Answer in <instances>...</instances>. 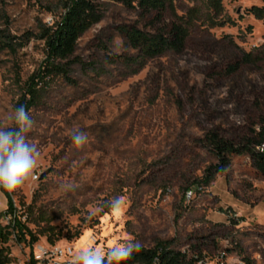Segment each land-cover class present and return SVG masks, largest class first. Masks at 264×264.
<instances>
[{
	"label": "rangeland",
	"instance_id": "1",
	"mask_svg": "<svg viewBox=\"0 0 264 264\" xmlns=\"http://www.w3.org/2000/svg\"><path fill=\"white\" fill-rule=\"evenodd\" d=\"M56 5L0 0V39L15 45L0 52V127H15L10 117L31 78L40 89L27 134L39 150L38 178L8 191L18 216L39 237L33 251L52 245L50 239L105 253L136 240L145 248L169 242L211 262L225 252L228 264L244 257L264 264V226L242 211L264 208V179L246 155H237L208 186L201 180L217 163L209 133L239 145L264 125V19L248 13L264 7L263 0H223L220 16L206 0H175L178 15L200 10L185 49L150 59L141 69L120 27L168 31L171 12L158 20L156 13L144 16L100 0L102 19L78 41L68 78L38 81L46 73L44 44L33 39L19 45L41 21L53 20ZM209 16L234 24L213 27ZM245 53L257 62L241 63ZM74 128L88 135L87 143L74 145ZM197 184L202 192L186 204ZM7 205L0 191V213ZM0 222L5 225L4 216ZM10 250L12 264H31L27 242L14 239Z\"/></svg>",
	"mask_w": 264,
	"mask_h": 264
},
{
	"label": "trees",
	"instance_id": "2",
	"mask_svg": "<svg viewBox=\"0 0 264 264\" xmlns=\"http://www.w3.org/2000/svg\"><path fill=\"white\" fill-rule=\"evenodd\" d=\"M100 0H57L55 7L56 13L50 23L41 21L34 33L27 32L23 36V43L19 46H25L31 40H37L44 44L45 60L43 66L44 72H41L38 81L45 80L51 76H63L68 78V61L75 53L80 38L95 24L102 19L99 6ZM120 3L129 9H136L142 15L156 13L157 19L161 20L163 14L170 11L173 22L170 29H160L155 33H147L136 26H122L120 32L126 37L129 46L137 52V57L132 59L139 68H144L150 59L162 56L166 52L182 53L185 49L187 38L189 37V28L192 26L200 10L191 9L185 15H178L175 0H107ZM264 2V0H263ZM206 4L215 15L220 16L223 13V0H206ZM51 12H53L51 10ZM248 13L256 19H264V7L253 6ZM210 26L222 27L226 24H234L230 19L217 21L215 17L209 16ZM9 49L15 50L13 40L4 37L0 39V52ZM67 61V62H65ZM65 62V63H64ZM256 57L251 53H245L241 63L255 64ZM239 65L230 69L235 72ZM40 96V89L34 77L26 83L24 92L17 102L16 107L26 106L30 111L36 106ZM208 147L213 152L217 160L216 165L207 170L202 182L208 186L214 179L215 174L224 173L233 162L234 156L246 155L254 170L264 179V125L259 132H254V136L244 139L239 145L228 141L217 133H209L207 136ZM203 186V185H196ZM0 191L8 197V205L2 216L13 215L14 225H3L0 222V264H12L10 243L16 240L19 243H26L31 249V264H36L34 260V245L39 241V237L25 225L21 217L18 216L17 208L12 200L8 190L0 187ZM27 237L29 239L27 240ZM54 245V241L50 239ZM201 257V256H200ZM197 264L196 260L186 252L174 250L169 242H160L153 248L140 247L139 251L133 253L130 259L121 261L120 264ZM246 264H254L248 258L242 259ZM116 264V262H113Z\"/></svg>",
	"mask_w": 264,
	"mask_h": 264
},
{
	"label": "clouds",
	"instance_id": "3",
	"mask_svg": "<svg viewBox=\"0 0 264 264\" xmlns=\"http://www.w3.org/2000/svg\"><path fill=\"white\" fill-rule=\"evenodd\" d=\"M10 119L15 123L14 128L0 127V187L12 192L29 179L35 178L33 173L38 166L39 150L27 138L35 121L26 106L16 107ZM71 139L74 145L82 146L87 143L88 135L79 128H74ZM120 202V198L113 200L112 207H118ZM140 247L139 241L129 240L110 248L106 253L90 248L77 254L72 264H120L121 261L130 259Z\"/></svg>",
	"mask_w": 264,
	"mask_h": 264
},
{
	"label": "built area",
	"instance_id": "4",
	"mask_svg": "<svg viewBox=\"0 0 264 264\" xmlns=\"http://www.w3.org/2000/svg\"><path fill=\"white\" fill-rule=\"evenodd\" d=\"M261 149H264V145H262ZM34 177L35 179L38 178L37 175H35ZM203 188V186H199L195 191H188L185 195V203L190 204L196 197H198V193L202 192ZM4 222L5 225H14V216H5ZM91 241L93 242V244L97 242L94 238ZM80 252L81 251L75 249L71 245H40L37 246L34 251V260L36 264H72L74 257ZM183 252H186L188 255L192 256L196 260L197 264H228L226 259L227 254L225 252L221 253L214 260V262H211L212 260L205 256L200 257L199 254H190L187 251ZM154 264H159V262L156 260ZM237 264L246 263L241 260L238 261Z\"/></svg>",
	"mask_w": 264,
	"mask_h": 264
},
{
	"label": "crops",
	"instance_id": "5",
	"mask_svg": "<svg viewBox=\"0 0 264 264\" xmlns=\"http://www.w3.org/2000/svg\"><path fill=\"white\" fill-rule=\"evenodd\" d=\"M242 211L248 213L249 217H256L258 225L264 226V208H262V210L260 208H257L256 211H254L253 213L248 210H244V209Z\"/></svg>",
	"mask_w": 264,
	"mask_h": 264
},
{
	"label": "bare ground",
	"instance_id": "6",
	"mask_svg": "<svg viewBox=\"0 0 264 264\" xmlns=\"http://www.w3.org/2000/svg\"><path fill=\"white\" fill-rule=\"evenodd\" d=\"M89 246V244L87 243V247Z\"/></svg>",
	"mask_w": 264,
	"mask_h": 264
}]
</instances>
